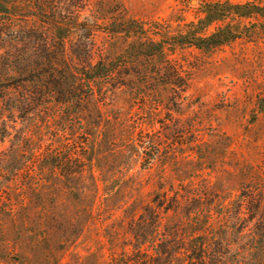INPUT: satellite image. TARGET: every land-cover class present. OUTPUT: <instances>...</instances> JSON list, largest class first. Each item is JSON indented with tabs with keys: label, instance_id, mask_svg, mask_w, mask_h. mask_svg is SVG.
<instances>
[{
	"label": "rangeland",
	"instance_id": "rangeland-1",
	"mask_svg": "<svg viewBox=\"0 0 264 264\" xmlns=\"http://www.w3.org/2000/svg\"><path fill=\"white\" fill-rule=\"evenodd\" d=\"M205 1L70 0L82 27L64 35V48L69 56L83 25L97 24L92 58H113L133 38L106 33L111 19L174 33ZM253 21L213 49L166 45L164 63L132 60L115 76L125 83L95 87L77 115L11 89L0 104V264H187L212 199L264 188V28ZM2 25V75L15 74L23 44L41 42L24 32L55 40L34 18ZM167 74L179 85L160 80Z\"/></svg>",
	"mask_w": 264,
	"mask_h": 264
},
{
	"label": "trees",
	"instance_id": "trees-1",
	"mask_svg": "<svg viewBox=\"0 0 264 264\" xmlns=\"http://www.w3.org/2000/svg\"><path fill=\"white\" fill-rule=\"evenodd\" d=\"M69 3L70 0H0V25L13 26L20 16L34 18L48 25L55 36L51 41L52 37L38 35L37 38L33 30L24 32L22 38L26 34L27 42L32 37L41 42L32 46L23 44L10 61L15 74H0V104L8 101L11 89L23 87L27 101L30 99L34 106L46 108L48 104H58L71 108L77 115L95 87L100 89L102 84L115 82L124 84L123 78L115 76L132 60L158 57L164 63L166 45L171 50L188 46L207 50L219 47L243 35L242 19H254L252 24L264 28V4L253 0H206L201 5L200 16L179 24L174 33L161 28L158 22L149 23V27L153 26L149 30L131 18L111 19L103 27L106 33H122L133 39L115 57L104 55L94 60L91 36L97 24L83 25L84 40L73 49L70 46L69 56L64 48L65 37L82 27L72 8L75 4ZM160 80L179 85L175 75L167 74ZM256 105L257 112L264 111V95L257 98ZM3 114L0 106L1 120ZM2 127H5L3 123ZM201 232L193 239L187 264H264V188L247 184L225 204L212 199L207 206V232Z\"/></svg>",
	"mask_w": 264,
	"mask_h": 264
}]
</instances>
